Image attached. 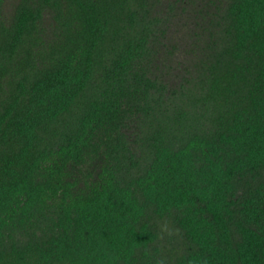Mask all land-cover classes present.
Returning a JSON list of instances; mask_svg holds the SVG:
<instances>
[{"label":"trees","instance_id":"obj_1","mask_svg":"<svg viewBox=\"0 0 264 264\" xmlns=\"http://www.w3.org/2000/svg\"><path fill=\"white\" fill-rule=\"evenodd\" d=\"M6 1L0 264H264V0Z\"/></svg>","mask_w":264,"mask_h":264},{"label":"rangeland","instance_id":"obj_2","mask_svg":"<svg viewBox=\"0 0 264 264\" xmlns=\"http://www.w3.org/2000/svg\"><path fill=\"white\" fill-rule=\"evenodd\" d=\"M169 1V0H162V5L161 7L164 8V5L166 4V2ZM13 2L7 0L4 7H3V15L2 17L7 20L10 16V13L12 11V8H11V4ZM177 14H180V11H176ZM44 25L45 26H48L47 27V30L49 31L50 30V23H51V18L48 14L45 15V18H44ZM188 21L191 22V14H189V12H186L184 14H180V21L177 23H175L177 26L176 27H172L170 28V30L168 31L167 35H168V38H170L171 40L169 42L173 43V41H177L179 40V36H181V33H184L185 29L182 28L181 29V25L184 24V23H187ZM178 30H181V32H178ZM178 42V41H177ZM186 45H184L183 42L179 43L178 42V45H177V49L175 50V53H174V56H173V60L175 61L174 64L171 65V70H170V73L171 75H182L183 74V63L186 62V59L188 58V56L186 55ZM161 55V54H160ZM177 61H180L182 62V64H178ZM177 62V64H176ZM179 62V63H180ZM172 80V79H171ZM170 81V83H174V81Z\"/></svg>","mask_w":264,"mask_h":264}]
</instances>
